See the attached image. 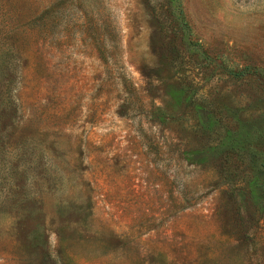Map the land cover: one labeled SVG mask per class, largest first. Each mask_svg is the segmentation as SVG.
I'll use <instances>...</instances> for the list:
<instances>
[{
    "label": "rangeland",
    "instance_id": "1",
    "mask_svg": "<svg viewBox=\"0 0 264 264\" xmlns=\"http://www.w3.org/2000/svg\"><path fill=\"white\" fill-rule=\"evenodd\" d=\"M180 9L0 0V264H264V0Z\"/></svg>",
    "mask_w": 264,
    "mask_h": 264
},
{
    "label": "trees",
    "instance_id": "2",
    "mask_svg": "<svg viewBox=\"0 0 264 264\" xmlns=\"http://www.w3.org/2000/svg\"><path fill=\"white\" fill-rule=\"evenodd\" d=\"M168 4L170 5L171 9H173L174 12H176V19H181L182 11L180 9V0H167ZM186 94H188L186 96ZM185 95V97H184ZM193 92L191 93L190 90H186L185 88H181V96L180 98L184 97V101L186 102V106L193 107L194 112L199 111L198 105H196L195 101L193 100ZM209 123L211 124L212 128L210 129L209 133L213 134L214 136H220L222 135V139L225 141V147L229 150H234L236 145L233 144L235 141L234 139H237L236 141L240 140V137L238 134L234 133L235 131H232L230 127L226 125H221L219 118L216 116L214 112H210L207 115ZM222 130V132L218 133L217 130ZM204 131H206L204 129ZM203 133V132H202ZM253 161V160H252ZM263 164H260V169L257 174H252L251 179L248 175L247 177V185L252 190H258L264 188V171Z\"/></svg>",
    "mask_w": 264,
    "mask_h": 264
}]
</instances>
